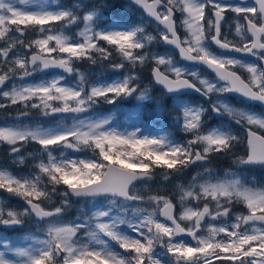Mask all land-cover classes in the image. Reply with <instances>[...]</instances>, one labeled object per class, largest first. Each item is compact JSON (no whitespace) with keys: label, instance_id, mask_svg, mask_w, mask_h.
I'll return each instance as SVG.
<instances>
[{"label":"snow or ice","instance_id":"snow-or-ice-1","mask_svg":"<svg viewBox=\"0 0 264 264\" xmlns=\"http://www.w3.org/2000/svg\"><path fill=\"white\" fill-rule=\"evenodd\" d=\"M130 3L155 22L156 34L146 32L143 22H106L105 9L116 6L109 0L71 6L60 0H0V109L21 107L14 123L0 126V145L16 164L25 162L21 152L27 145L39 149L33 157L38 160L35 173L14 175L0 169V192L23 201L22 210L0 203V228L23 229L31 221L38 229L22 242L0 235V264H264V186H249L255 178L244 175L250 169L264 170V111L228 102L235 95L241 103L264 106V0ZM177 12L184 17L179 25L186 32L183 39ZM227 12L236 14L238 39L223 31ZM81 24L75 37L66 34ZM232 27L228 25L229 31ZM29 32L38 35L26 43ZM154 42L172 46L183 61L203 65L214 78L202 77L171 55L149 51ZM83 61H108L114 72L147 66L149 84L162 86L161 96H151L134 72L89 82L76 67ZM53 68L62 74L15 83ZM73 75L77 82L67 83ZM10 80L12 86L6 88ZM165 90L178 95L194 91L209 106L177 101L181 114L175 123L190 134L188 139L173 140L140 125L120 130L110 115L95 111L101 101L113 106L129 98L162 101ZM31 110L57 120L56 125L23 123ZM211 114L220 120L227 116L244 136L230 127L206 128ZM240 144L245 145L243 155L233 151ZM219 156L232 157L237 171H225L220 178L207 166ZM193 166L202 171L187 186L177 185L178 215L167 196L145 200L136 191L137 184L153 179L157 168L168 179ZM53 197L58 204L42 206ZM73 198L85 201L90 213L81 210L65 219ZM144 203L154 207L133 206Z\"/></svg>","mask_w":264,"mask_h":264},{"label":"rangeland","instance_id":"rangeland-1","mask_svg":"<svg viewBox=\"0 0 264 264\" xmlns=\"http://www.w3.org/2000/svg\"><path fill=\"white\" fill-rule=\"evenodd\" d=\"M71 5H73L76 2H82V3H86L87 0H71ZM114 3L118 2V0H113ZM125 9H122V11H119V9H114L111 11H116L119 12L120 14H125L127 17L129 18V16L132 17L131 23L133 24H137V23H142V21L140 20L141 15L140 14H136L129 5H125ZM126 12V13H125ZM118 14V13H117ZM135 16V17H134ZM183 15H181L180 18V22L183 19ZM124 20V21H123ZM113 20L107 19L106 22L111 23ZM118 23H125L127 22V20L122 19V18H118L115 20ZM145 26V25H144ZM83 25H78V26H73L71 28L70 31H67L66 34L69 36H73L75 37V34L78 32L79 28H82ZM145 28H147V26H145ZM146 30V29H145ZM185 30V29H184ZM234 36H235V31H234ZM37 33L35 32H29L26 37H25V42L27 43L29 40L35 39L37 37ZM238 38V37H237ZM54 43V42H53ZM154 45V43H153ZM151 47V46H150ZM149 51L152 52H157L161 55H171V51H165V52H161L158 50H154L149 48ZM23 54V53H22ZM56 54L53 53V56H55ZM173 57V56H172ZM112 59L114 61L118 62V56L114 53ZM173 59L175 60V58L173 57ZM176 61V60H175ZM108 65V61H103L102 63L100 61H98V63L96 65H92L90 62L88 61H83V62H79L76 67L79 68L80 72L83 73L87 80L89 82H95V81H104V80H112V79H116L117 76L122 75V74H127L128 72H134L135 74H137L139 76V79L144 83L145 82V76L146 75H150V71L148 70L147 66L145 67H140L139 65L135 68V69H131V68H125L123 70H121L120 72H114L113 69L111 70H95L96 67L99 66V64H105ZM110 67V65H108ZM185 66V65H183ZM188 67V66H185ZM189 69H193V70H199L201 73L202 77H207L209 78L206 74H204L200 69L197 68H192V67H188ZM163 70V69H162ZM240 71H244L243 69H238ZM54 75H57L56 73H54ZM53 75H50L48 77H45L43 79H51ZM71 80L67 83L70 84H75L77 82V77L70 78ZM211 79V78H209ZM40 80L34 81L32 79H26L25 81H20V80H16L15 83L17 85L21 84V83H28V82H39ZM13 81H9V84L6 86V88H11ZM145 87V86H143ZM147 87V86H146ZM149 93H150V89H149ZM157 98H159L161 96V92L158 91L157 92ZM151 95V93H150ZM215 98V97H213ZM133 99L135 98H129L125 101L122 102H118V104L116 106L113 105H108L106 103H104L103 101L100 102V104L96 107L95 111L99 114L102 115H110L113 119L114 122V126H117L120 130H124V129H128L129 131H131L133 129L134 126L136 125H140L141 127L142 124L140 123V116H141V109L142 107H137L134 103H133ZM137 102H140L141 105H144L145 103H151L153 108L156 111V114L154 115V121H159L162 118H165V120L168 123V126L175 128L176 130H178L180 132V134H185L181 128L175 123V117L177 115L181 114V111L178 107H176L175 105L177 104V101L183 102V103H188L191 105H199L200 103H198L197 101H195V99L191 96H174V97H168L166 96V94L164 93V97L162 101H140L135 99ZM124 102H130L128 108H124V106L122 105V103ZM202 102V101H201ZM230 104H232L235 107H243L245 109H248L244 106H241L238 103H232L230 101H228ZM209 107V106H208ZM173 109L174 111L170 110ZM207 108V107H206ZM21 110V107L19 105H15V106H11L8 107L6 109H0V126H3L4 124H12L15 122L16 117L19 116V112ZM102 110V111H100ZM107 110V111H106ZM23 123L25 124H29V125H37V124H43L44 126H55L57 123V120L54 119H45L43 117H41L39 115V113L37 112V110H31L29 117L24 118L23 119ZM67 123H71V120H68ZM230 127L231 131L240 136L243 137L244 136V131H240L239 130V126L231 124L229 118L227 116L224 117L223 120H220L219 118H217L215 116V114H211L208 116L207 121H206V128H213V127ZM145 128L147 131H151L154 134L158 133L160 135H166L168 136L165 131L159 127L155 128V129H149L146 127ZM240 134V135H239ZM190 135V134H187ZM169 137V136H168ZM170 138V137H169ZM4 146L0 145V150H2ZM38 146L35 144H29L25 147V149L22 150L21 155H23L25 157V162L23 164H16L12 162V158L9 157V160L11 161V164L5 165L3 163H0V169H3L5 167L2 166H9L11 169H20L21 171L24 172H28L29 174H33L36 172V168L34 167V165L38 162L37 159H34L33 157L35 156V154L38 152ZM2 152L4 153H8L6 151V149L2 150ZM29 153H32L33 155L30 156ZM70 155H83L82 153H71V151H69ZM54 155H56L57 157H59L60 153L56 152L54 153ZM88 155H91V153L89 152ZM46 159V157H45ZM2 165V166H1ZM8 169V168H7ZM9 171H11L10 169H8ZM202 171V169L193 166L192 168L188 169L185 171V173L183 175H177L175 173H173V175H171L168 179H165L164 177V173L165 170L164 169H159L157 168L155 170V175L153 177V179L144 182V183H139L136 186V191L138 192V194L142 195V196H146V195H162V196H167L169 199H171L173 201V203L176 205L177 207V215L180 212V206L178 203L179 200V189L177 188V185H184L187 186L189 184V182L191 181L192 177L195 176L197 174V172ZM15 175V174H14ZM224 174L222 176H220V178H223ZM249 186H253V185H249ZM254 187H262V185H258V186H254ZM62 189V187H61ZM76 201V203L73 204L78 207L81 204V200L77 201V200H73ZM59 202V198L58 197H53L52 201H46V204L42 205V206H46V207H50L52 204H58ZM0 203H4L7 204L9 207L11 208H15L17 210H22V205H23V201L22 199H16L15 197L9 196V194H0ZM84 203V201H83ZM83 205V204H81ZM139 206L142 207V204L140 205H135L134 207ZM81 207V206H79ZM201 207H202V203H201ZM238 210L243 208L242 205L237 206ZM240 207V208H239ZM153 207H149L148 209L151 211ZM157 211V218L160 219L159 217V209L156 210ZM246 214V213H245ZM75 218V217H74ZM187 222H185L186 224ZM28 224H32L35 225L34 223H32L31 221H29L27 223ZM26 225V226H27ZM183 225V224H182ZM184 226V225H183ZM36 229L37 226L35 225ZM24 229V228H23ZM23 229H16V230H12V229H3L0 228V235L6 236L7 238L16 241V242H22L24 240V237L26 235H28L26 232L23 231ZM38 231V230H37ZM37 231L35 233H37ZM10 232V233H8ZM132 233V234H131ZM8 234V235H6ZM128 234L135 236L136 234L134 232H132L130 229H128ZM201 234H206V233H201ZM115 243V242H113ZM118 246V245H117ZM119 247V246H118ZM122 250V249H121ZM217 262H214V264Z\"/></svg>","mask_w":264,"mask_h":264},{"label":"trees","instance_id":"trees-1","mask_svg":"<svg viewBox=\"0 0 264 264\" xmlns=\"http://www.w3.org/2000/svg\"><path fill=\"white\" fill-rule=\"evenodd\" d=\"M67 0H60L61 3L66 4ZM104 0H87V4L91 5L93 3H103ZM110 3L111 0H109ZM108 9H113V7H110ZM105 9V12L107 13V10ZM112 16H114V14H112ZM109 65V64H108ZM108 65L105 64H99L98 67H96L95 70H111V66L109 67ZM149 78L150 75H146L145 76V82L143 83V85H147L148 88L150 89V93L151 96L157 97V92L161 90L155 88L153 85L149 84ZM195 101L201 103L200 99L192 96ZM239 101V100H238ZM240 102V101H239ZM129 103L126 105V108H128ZM171 111H174L173 109L170 108ZM156 114L155 109L153 108L151 103H145L144 106L141 109V116H140V123L142 124L143 127L149 128V129H155L157 127L163 129L165 131V133L173 140H178V141H183L185 139L190 138V135L187 134H180V132L178 130H176L173 127L168 126L167 121L165 120V118L160 119L159 121H154V115ZM239 130L241 131L242 129L239 128ZM240 135V134H239ZM233 151H235L237 154L239 155H243L244 151H245V145L244 144H240L237 145L236 148L233 149ZM208 167L212 168L213 170L217 171L219 173L220 176H222L224 174L225 171H237L236 166L232 164V157H226V156H219L213 159L212 163L210 165H207ZM13 173L15 175H23V176H28L30 175L28 172H24V171H20V169H14L12 170ZM245 176H247L248 180H252L253 177L255 178V183L252 184L253 186H258V185H263L264 186V170L262 169H250L248 171H246L244 173ZM62 187V186H61ZM3 194H7L5 192H2ZM149 196H153L151 195H146L145 200H147V198ZM16 199H21L20 197H15ZM74 204L76 203V201H73ZM81 204L83 205H79L81 207H76L74 204H72V207L69 209L65 219H73L76 215H78L81 210H83L86 213H90L91 208L90 206L84 201H80ZM46 204V201L45 203ZM135 206V205H133ZM142 207L144 208H149V207H154L153 205H150L148 203H144L142 204ZM240 208V207H239ZM38 229H36L35 225L32 224H28L26 228L23 229L24 232H26L27 234L30 233H35ZM113 247L116 248L117 251H119V249L113 245ZM158 250H160L158 248ZM123 252V251H121Z\"/></svg>","mask_w":264,"mask_h":264},{"label":"flooded vegetation","instance_id":"flooded-vegetation-1","mask_svg":"<svg viewBox=\"0 0 264 264\" xmlns=\"http://www.w3.org/2000/svg\"><path fill=\"white\" fill-rule=\"evenodd\" d=\"M233 2L235 3L237 1L236 0H233ZM248 2L251 3V2H253V0L252 1H248ZM118 3H119V10H121V11H122V9L126 10L125 9V5H129L130 8L136 14H140L141 15V17H140L141 19L140 20L144 23L145 26H147V28H145L146 29V32L152 33V34H156V24L153 23V22H151V21H149L146 18L145 14L142 12V10L135 9L132 5H130V4L126 3V2L124 3L123 1H118ZM181 15L182 14L179 13V12L176 13L177 25H178V34L180 35L181 39H183L184 36L186 35V32H185V30H184L183 27H179ZM206 15H209V13L206 12ZM225 15L227 16V20L224 23L223 31L229 33V39H238L233 34L234 31H235L234 24H235L236 14L233 13V12H227V13H225ZM129 19H132V17L129 16ZM230 24L233 25L231 31H229V28H228V25H230ZM150 48L153 49V51L154 50H158V51H168L169 50V48L165 47L162 42H154V45H152ZM212 48L215 51H219V50L215 49L213 47V45H212ZM243 58L246 59V60H252L253 59L252 57H243ZM237 71H239L241 73V75H245L246 76V73L244 71H240L238 69H237ZM29 78H38V77H37V74H36L34 77H29ZM8 84H9V82H8ZM4 149H6V148L3 147L2 150H4ZM2 150H0V163H3L5 165L11 164V161L9 160V157H10L9 154L2 152ZM6 151H7V149H6ZM11 165H13V164H11ZM217 263H215V264H217Z\"/></svg>","mask_w":264,"mask_h":264},{"label":"water","instance_id":"water-1","mask_svg":"<svg viewBox=\"0 0 264 264\" xmlns=\"http://www.w3.org/2000/svg\"><path fill=\"white\" fill-rule=\"evenodd\" d=\"M125 1H128V2H130V0H125ZM248 1H250V0H248ZM135 6V5H134ZM136 8H138V6H135ZM146 15V14H145ZM149 19H151V18H149ZM167 46H169V47H171L172 49H174L172 46H170V45H167ZM215 46V45H214ZM174 51L177 53V55H178V57H179V59L183 62V63H185V64H187V65H189V66H195V67H200V68H203V69H205L211 76H213L214 77V74L213 73H210L206 68H204V66L203 65H198V64H192V63H190V62H187V61H183L181 58H180V55H179V51L177 50V49H174ZM236 55H240V54H236ZM55 71H57V72H62V70H60V69H47V70H45V72L44 73H39V74H45V73H50V72H55ZM156 88H159V89H161L162 88V86H160V85H154ZM165 92H166V90H165ZM187 94H192V95H196V96H198V97H200V98H202L203 100H204V98L203 97H201L198 93H196V92H194V91H191V90H188L187 91ZM168 96H174V95H178V94H167ZM233 97H236V98H238V99H241L240 97H238V96H235V95H233ZM250 103V102H249ZM253 104H256V105H259V103H253ZM73 199H75V198H73ZM160 218L161 219H163V217H161L160 216ZM183 238H185V239H191L190 237H183ZM194 242V241H193Z\"/></svg>","mask_w":264,"mask_h":264}]
</instances>
